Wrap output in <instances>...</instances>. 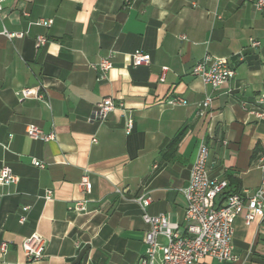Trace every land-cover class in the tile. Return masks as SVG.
Listing matches in <instances>:
<instances>
[{
	"label": "crops",
	"instance_id": "obj_1",
	"mask_svg": "<svg viewBox=\"0 0 264 264\" xmlns=\"http://www.w3.org/2000/svg\"><path fill=\"white\" fill-rule=\"evenodd\" d=\"M256 1L3 2L0 169L10 166L18 180L0 186V246L7 244L0 264H137L148 225L136 199L150 196L147 212L166 214L182 228V189L203 139L212 178L233 182L232 188L246 195L257 189L264 119L251 110L264 90V8L257 9ZM42 18L52 24L35 23ZM6 31L24 34L10 38ZM40 34L48 41L37 48ZM252 40L260 45L252 46ZM137 49L150 56L148 64H132ZM112 51L108 77L98 81L92 64ZM206 53L228 58L235 71L216 89L191 73ZM25 87L39 89L44 98H20L17 91ZM207 94L213 96L212 107L199 115L197 104ZM173 95L188 104L162 103ZM109 96L124 109L116 108L103 122L91 120L96 104ZM28 124L55 131L56 140L29 138ZM181 130L180 140L171 143ZM83 175L92 185L87 194L79 186ZM48 190L50 200L44 197ZM81 199L86 212L72 211ZM245 213L235 220L236 258L221 264H264V219L246 222ZM35 232L44 238V252L28 260L21 242Z\"/></svg>",
	"mask_w": 264,
	"mask_h": 264
},
{
	"label": "built area",
	"instance_id": "obj_2",
	"mask_svg": "<svg viewBox=\"0 0 264 264\" xmlns=\"http://www.w3.org/2000/svg\"><path fill=\"white\" fill-rule=\"evenodd\" d=\"M5 0H0V10ZM257 9L264 8V0L256 1ZM28 15V13H27ZM38 25L50 26L52 19H39L35 22ZM8 37H20L24 32H5ZM48 38L40 34L35 39V46L38 48L44 45ZM252 46H259L258 40L251 41ZM115 52H110L106 57L101 58L97 63L92 64V68L98 73L97 80L107 79L108 72L113 66V57ZM132 64L142 65L150 62V56L144 51L137 49L131 54ZM167 67H163V72ZM234 68L226 57H217L206 53L204 57L196 62L191 73L199 77L205 84L213 89L218 88L227 82L234 75ZM163 77V75H162ZM20 98H44L39 89L25 87L17 91ZM163 104L174 107L188 104V100L179 95L169 96L162 101ZM213 96L207 94L198 105V114L203 115L211 109ZM258 105L251 110V113L258 119H264V90H262L257 99ZM116 108L124 109L123 103H117L113 97H104L100 100L91 116V120L103 122L107 115ZM132 118L128 116L126 122V131L132 130ZM26 133L31 139H41L45 142L56 140L55 131L45 132L35 124H28ZM96 141V139H93ZM210 149L205 139H203L197 148L196 156L192 162L190 170V179L188 185L182 189L186 199L184 212V222L182 228L178 225H172L168 215H152L147 212V207L151 202L150 196H140L136 201L141 206L142 218L148 225L145 232L144 242L146 249L139 258L137 264H194L203 258H210L212 264H221L228 260H234L233 238L235 232V220L237 216L246 210L245 221L251 222L260 216L264 219V164L262 180L256 190L250 194L241 192L228 195L223 201L218 202L221 194L227 187V180L223 178H212L209 173ZM264 160V156L262 158ZM34 165L44 168L45 163L33 159ZM18 178L12 168L3 165L0 169V186H9L15 184ZM82 193L87 194L91 191V181L87 175H83L80 183ZM46 200L51 199V191L48 190L44 196ZM29 206L22 207L27 211ZM74 212H86V199L76 201L71 207ZM26 215L22 214L19 218L20 223L26 221ZM165 239V243L161 242ZM21 247L28 260H36L42 257L44 252V238L37 232L25 238L21 242ZM0 251L4 254L7 251V244L3 242ZM161 258L158 262L157 258Z\"/></svg>",
	"mask_w": 264,
	"mask_h": 264
},
{
	"label": "trees",
	"instance_id": "obj_3",
	"mask_svg": "<svg viewBox=\"0 0 264 264\" xmlns=\"http://www.w3.org/2000/svg\"><path fill=\"white\" fill-rule=\"evenodd\" d=\"M183 133H184V130H181L171 143H177L180 140V138L183 135ZM232 181L235 182L236 180H232ZM232 186H233V182H230L229 183V181H228L227 187L224 190V192L221 194L220 198H223L224 199V198H226L230 194L238 193L239 192L237 186H235L233 188H232Z\"/></svg>",
	"mask_w": 264,
	"mask_h": 264
}]
</instances>
